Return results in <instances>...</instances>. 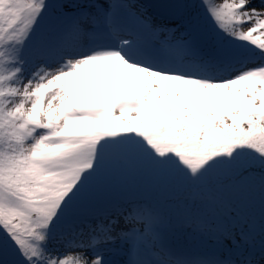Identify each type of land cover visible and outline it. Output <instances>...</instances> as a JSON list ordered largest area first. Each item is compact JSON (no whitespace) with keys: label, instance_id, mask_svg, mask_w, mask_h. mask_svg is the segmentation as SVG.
<instances>
[{"label":"snow or ice","instance_id":"obj_1","mask_svg":"<svg viewBox=\"0 0 264 264\" xmlns=\"http://www.w3.org/2000/svg\"><path fill=\"white\" fill-rule=\"evenodd\" d=\"M0 264H264V0H0Z\"/></svg>","mask_w":264,"mask_h":264},{"label":"rangeland","instance_id":"obj_2","mask_svg":"<svg viewBox=\"0 0 264 264\" xmlns=\"http://www.w3.org/2000/svg\"><path fill=\"white\" fill-rule=\"evenodd\" d=\"M170 240L174 245L193 253H204L209 250L206 243L195 236L188 228L174 229L170 234ZM207 243L210 244V242ZM106 255H110L113 259H119V256L115 253H106Z\"/></svg>","mask_w":264,"mask_h":264},{"label":"trees","instance_id":"obj_3","mask_svg":"<svg viewBox=\"0 0 264 264\" xmlns=\"http://www.w3.org/2000/svg\"><path fill=\"white\" fill-rule=\"evenodd\" d=\"M191 230V229H190Z\"/></svg>","mask_w":264,"mask_h":264}]
</instances>
